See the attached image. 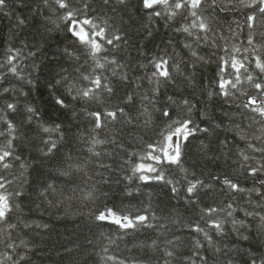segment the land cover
Returning <instances> with one entry per match:
<instances>
[{"label": "trees", "instance_id": "trees-1", "mask_svg": "<svg viewBox=\"0 0 264 264\" xmlns=\"http://www.w3.org/2000/svg\"><path fill=\"white\" fill-rule=\"evenodd\" d=\"M250 2L218 0L215 6L206 5L202 17H207L210 31L198 35L209 39L197 41L195 36L176 31L189 22L179 15L166 23L164 17L149 19L140 0H126V5L115 7L92 0L89 17L106 26L110 35H121L127 41H116L119 47L105 45L108 51L100 54L115 57L122 67L101 59L105 68L98 69L84 54L83 46L65 30L61 16L66 10L59 9L54 0L48 4L43 0H7V7L0 12V63L13 54L9 49L19 50L14 61L19 76L8 71L10 65L0 68V90L9 89L0 96V109L16 125L12 151L20 159L13 158L12 167L0 171L12 181L7 190L12 193L13 204L18 205L10 213L16 228L0 226V259L4 253L13 257L5 264H165L166 260L191 264L189 257L205 264L197 252L205 257L206 264H252L253 260L260 264L264 259V230L255 214L264 215V186L259 183L264 175L247 176L246 167L241 165L255 166L261 158V153L248 145L264 147L262 122L255 113L239 106L247 96L236 93L227 102L222 96L208 95L219 91L216 77L220 57L228 55L225 47L230 52L239 47L237 57L247 56L250 72L259 76L254 57H264V14L245 6ZM80 7L79 0H72L73 9ZM253 14L257 22L249 28L246 20ZM20 19L25 20L23 25ZM250 37L252 45L248 44ZM189 42L204 61L192 56L193 49L185 47ZM65 49L76 55H68ZM156 56L179 65V70L173 67L172 81L161 85L159 94L153 91L156 85L150 80L155 71L150 60ZM89 74L102 75L113 92L98 90V98L93 100L74 98L77 90L91 86L83 79ZM62 77L67 79L57 83ZM72 84L76 87L70 92ZM241 87L249 95L257 94L247 82ZM129 95L134 103L127 101ZM57 98L67 106L57 104ZM184 100L195 105L191 113ZM8 103L16 104L15 112L7 110ZM29 106L35 114L27 111ZM117 108H123L125 114L119 121L109 118L100 129L88 115ZM166 110L172 119L191 118L208 131H198L185 145L187 171L163 165L172 184H145L135 177L129 181L132 167L141 162L148 145L163 140L161 133L170 123L163 115ZM57 125L58 131H43ZM0 130L7 132V124L0 122ZM49 137L56 141V148L50 152ZM8 139V135L0 137V146ZM95 140L104 143L96 144ZM241 152L251 159L245 162ZM225 175L246 191L230 192L222 184ZM197 179L210 187L199 189L196 200L186 198L188 181ZM173 186L179 189L175 193ZM253 189H260L261 194ZM16 192L22 195L16 196ZM229 203L235 209L231 217L227 216L232 211L227 208ZM210 207L224 211L215 217L204 216L201 209ZM107 209L130 217L146 214L152 226L124 231L110 222L98 221L96 216ZM246 212L254 215L247 216ZM215 218L225 220L223 235L208 227ZM233 219L244 222L239 233ZM197 224L212 236L220 251L209 244L204 233L192 230ZM197 239L203 247H196ZM8 244L16 247L9 248ZM169 250L175 253L173 257L166 255Z\"/></svg>", "mask_w": 264, "mask_h": 264}, {"label": "snow or ice", "instance_id": "snow-or-ice-1", "mask_svg": "<svg viewBox=\"0 0 264 264\" xmlns=\"http://www.w3.org/2000/svg\"><path fill=\"white\" fill-rule=\"evenodd\" d=\"M55 4L59 9L66 10L61 19L67 25L65 29L67 32L71 33V36L74 37L84 48V54L95 62V67L98 69L105 68V63H110L117 65V67H122L119 62L112 57L111 59L107 57H101L102 52L108 51L105 45H110L112 47H119L116 44V41H123L127 43L126 39L118 34H109L106 30V26L97 23L94 19L90 18L88 13L91 11L92 0H79L81 7L78 9L72 8V0H54ZM227 3H232V0H226ZM241 3H245V0H240ZM44 4H48L49 0H43ZM105 5H126V0H103ZM142 8L145 14L151 19L152 17H164L165 22L174 20L178 15L181 19L188 20L189 22L182 25L181 27L176 28L177 32L186 33L187 36H195L197 41H207L209 38L205 36H199L198 33H208L210 31L209 21L207 17H202V12L204 7L215 6L218 3V0H211L209 5V0H140ZM246 7H256V10L264 14V0H251L250 3L245 4ZM258 6V7H257ZM7 7V0H0V12H3ZM111 10V9H110ZM122 10V9H121ZM224 10V9H222ZM83 17V18H81ZM191 18V19H189ZM257 22L256 15H249L247 17L246 23L249 28H254ZM25 23L24 19L19 20V24L23 25ZM87 26V27H85ZM150 34V33H149ZM248 44L252 45L253 40L251 37L248 40ZM185 47L192 50V56L197 58L200 61H204L205 57L199 55V53L193 48V43L189 42L185 44ZM227 53V58L220 57V62L218 64V72L216 77V86L219 89L218 92L210 91L208 93L209 97L212 96H222L227 102H231V98L236 94L240 93L241 95L247 96V99L242 102L240 107L255 113L256 116L260 117L262 122L261 131L264 132V57L259 55L254 57V67L258 71L259 76H255L250 72L248 64L246 61H249V58L245 56L243 59L237 57L236 53H240L241 49L239 47H233L231 52L227 47L223 49ZM244 52H248V49H244ZM10 53L3 63H0V68H3L5 64L10 65L8 69L14 76H19L17 71V65L14 61L20 55L19 50L9 49ZM65 52L70 56H75L76 54L70 52L68 49H65ZM30 55H35V53H30ZM79 59V56H76ZM101 59L105 63H101ZM251 62V61H249ZM150 63L154 67L155 71L151 74L150 80L156 85L154 92L159 94L160 86L166 84L173 79L172 69L175 67L179 70V65H170L169 59L165 56H156L150 60ZM115 74V73H114ZM0 79H3V76H0ZM67 77H62L61 80H58L57 83H61ZM83 79L89 81L90 85L87 88L79 89L76 91L74 98L82 97L86 100H93L98 98V90H106L109 93L113 92V88L110 84L104 82L102 75H83ZM127 79V77H124ZM247 82L252 88L256 90V95H249L246 90H244L241 85ZM76 87L75 84L69 85V91L71 92ZM235 90V92L233 91ZM9 91L8 88H3L0 90V96H3L4 93ZM169 100H173V97L169 96ZM128 102L134 103V97L132 95L127 96ZM151 102V101H150ZM56 103L62 107H66L65 101L61 98H57ZM183 104L187 106V110L191 113L195 105H192L190 101L184 100ZM16 104L8 103L7 110L9 112L16 111ZM27 111L29 113L35 114L36 110L31 106L28 107ZM125 114L123 108H117L115 110H105L104 112L96 111L88 113L89 116L93 117L95 120V128L100 129L110 118L111 121H119L121 116ZM163 115L169 117L170 123L168 124V129L165 132L161 133L163 140L160 144H149V151L140 157L141 162L135 164L132 167V176L128 177L129 181L133 177L137 178L142 183L150 182H164L172 184V181L165 176V169L163 165H174L179 168L181 171H187L184 168V154H185V145L189 142V138L197 134V132H207V128H202L199 125L195 124L191 118L180 120L172 119L169 111H164ZM31 119V117H29ZM255 118H253L254 120ZM0 122L7 124V132L0 130V137L8 135L11 139L7 140L5 146H0V171L4 169H9L12 167L11 160L20 159L19 156H14L13 149V140L15 139V130L16 125L11 119H8L7 115L3 114V110L0 109ZM220 125H218L219 127ZM59 125L55 128L44 127L43 131L50 133L53 131H58ZM50 147L48 151H52L56 148V141L52 140L49 137ZM96 144L104 143L102 140H95ZM207 147V145H205ZM248 147L255 152L261 153L260 160H257L255 166H246L241 165V167H246V175L258 178L261 175H264V147H257L253 144H249ZM240 155L243 157L245 162L249 161L251 157L246 152H241ZM144 160H150L152 163L145 164ZM21 167H26L21 165ZM67 174V173H63ZM217 180H220V177H216ZM12 181L7 180L6 177L0 175V226L6 225L7 228L14 229L16 225L11 223V216L14 207L12 202V193L8 192L7 185ZM259 183L264 186V180H259ZM222 184L230 192H244L246 191L238 181H233L227 175L222 179ZM210 185L205 184L203 180H189L186 192L188 196L186 198H191L196 200L199 198L198 190L201 188H207ZM179 189L173 186V193L177 192ZM257 194H261L260 189H253ZM16 196L22 195L20 192L15 193ZM228 209L232 211L227 212V216H233L235 209L233 205L229 203L227 205ZM204 216L206 217H215L218 212L224 211V209H218L216 207L202 208ZM247 216H253L254 213L246 212ZM259 215L260 228L264 230V215ZM96 219L101 222H110L117 225L121 230L127 231L128 229H137L140 227H151L150 217L146 214L137 215L135 217H130L126 215H121L113 209H107L106 212H101L96 216ZM234 229L239 233L240 227L243 226V221H238L233 219L232 221ZM225 220L215 218L212 219L208 227L215 229L216 234L223 235L225 233L224 228ZM192 227V226H190ZM192 230L196 233H204L205 239L209 244L213 245L215 248L216 242L213 240L212 236L209 235L205 229L201 228L198 224L192 227ZM242 234V233H241ZM245 240L248 239V236L244 235ZM171 243V241H169ZM9 248H14L16 245L8 244ZM196 247H203L200 240H196ZM216 251H220L219 248H215ZM166 255L168 257H173L175 253L171 250L167 251ZM196 256L199 260L205 261V257L201 256L199 252L196 253ZM23 259V257H21ZM191 264H197L196 260H192L191 257L187 258ZM13 260L11 255L7 253L3 254V259H0V264H5L6 261ZM13 264H19V261H13ZM165 264H171V260H166ZM252 264H256V260L252 261ZM260 264H264V259L260 261Z\"/></svg>", "mask_w": 264, "mask_h": 264}]
</instances>
